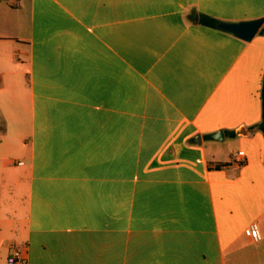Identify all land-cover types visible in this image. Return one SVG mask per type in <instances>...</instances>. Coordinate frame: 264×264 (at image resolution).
I'll list each match as a JSON object with an SVG mask.
<instances>
[{
    "label": "crops",
    "instance_id": "crops-1",
    "mask_svg": "<svg viewBox=\"0 0 264 264\" xmlns=\"http://www.w3.org/2000/svg\"><path fill=\"white\" fill-rule=\"evenodd\" d=\"M193 9L264 19L0 0V264H264V20L244 41Z\"/></svg>",
    "mask_w": 264,
    "mask_h": 264
},
{
    "label": "water",
    "instance_id": "water-1",
    "mask_svg": "<svg viewBox=\"0 0 264 264\" xmlns=\"http://www.w3.org/2000/svg\"><path fill=\"white\" fill-rule=\"evenodd\" d=\"M263 18L243 20V21H220L218 28L226 31L244 41H250L259 31ZM215 139L223 137V131H217L211 135Z\"/></svg>",
    "mask_w": 264,
    "mask_h": 264
},
{
    "label": "trees",
    "instance_id": "trees-1",
    "mask_svg": "<svg viewBox=\"0 0 264 264\" xmlns=\"http://www.w3.org/2000/svg\"><path fill=\"white\" fill-rule=\"evenodd\" d=\"M188 18L194 23L210 28H218V23L221 21L220 19L201 13L195 9H193L189 14ZM260 34L264 35V29L260 30ZM260 98H261V121L257 125L258 129L263 133L264 135V73L262 78V86L260 91ZM224 163H219L215 165H210V169H219L221 166H223Z\"/></svg>",
    "mask_w": 264,
    "mask_h": 264
},
{
    "label": "built area",
    "instance_id": "built-area-1",
    "mask_svg": "<svg viewBox=\"0 0 264 264\" xmlns=\"http://www.w3.org/2000/svg\"><path fill=\"white\" fill-rule=\"evenodd\" d=\"M243 156H244V153H243L242 151L238 153V157L241 158V157H243ZM251 233H252V235H253L256 239H259L260 236H259V234H258V232H257L255 226L251 228ZM17 255H18V252H15L13 255H11V256L9 257V259H8V264H14Z\"/></svg>",
    "mask_w": 264,
    "mask_h": 264
}]
</instances>
